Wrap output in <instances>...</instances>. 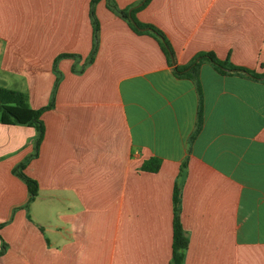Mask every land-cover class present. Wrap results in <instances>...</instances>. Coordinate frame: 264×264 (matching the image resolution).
<instances>
[{
	"label": "crops",
	"instance_id": "crops-1",
	"mask_svg": "<svg viewBox=\"0 0 264 264\" xmlns=\"http://www.w3.org/2000/svg\"><path fill=\"white\" fill-rule=\"evenodd\" d=\"M91 0H0V88L50 103L44 136L0 122V264H169L180 186L184 264H264V80L220 73L199 53L264 74V0H150L135 19L173 52L134 33L104 0L89 57ZM120 9L142 0H114ZM160 162L157 172L142 165Z\"/></svg>",
	"mask_w": 264,
	"mask_h": 264
},
{
	"label": "trees",
	"instance_id": "trees-1",
	"mask_svg": "<svg viewBox=\"0 0 264 264\" xmlns=\"http://www.w3.org/2000/svg\"><path fill=\"white\" fill-rule=\"evenodd\" d=\"M102 0H91L89 5V18L92 26V48L89 57L85 60L83 66L79 69L73 68L74 73H81L83 69L93 62L94 56L98 48V32L99 25L95 17L94 8L95 5ZM106 7L116 16L124 20L131 30L136 34H148L152 36L157 42L165 55L169 64L174 66L173 62V52L170 44L165 38L163 32L158 30L156 27L148 24H142L135 19V13L145 7L150 0H142L138 4L129 6L125 9H120L115 4L114 0H104ZM141 4V5H140ZM140 5V6H139ZM61 58H72L80 59L79 56L75 55H60L54 65L53 73L55 75L54 90L61 80V73L56 68V63ZM202 61L210 62L214 68L220 73H239L247 75L253 79L264 80V74H257L252 70L245 69L243 67L235 66L228 62L227 60H219L213 53H199L187 66H174L173 70L176 76L182 78L195 79L198 73L199 65ZM54 90L51 96L50 103L40 109H31L27 104V99L22 93L11 91L8 89L0 88V122L6 125H17L23 127H31L36 131V137L34 142V152L28 156L24 161L18 164L12 171V173L22 180L28 191V204L35 199L38 194V184L35 180L31 179L24 173V169L30 160L37 157L39 146L43 140L44 136V125L41 120V115L46 110L53 107V97ZM160 162L158 159H150L146 161L141 169L143 171L155 173L159 169ZM181 198H180V186L175 184L173 195H172V245H171V258L169 264H184L185 252L188 246V238L181 226L180 222V208ZM3 224H0L2 227ZM6 250V245L3 243L0 255H2Z\"/></svg>",
	"mask_w": 264,
	"mask_h": 264
},
{
	"label": "water",
	"instance_id": "water-1",
	"mask_svg": "<svg viewBox=\"0 0 264 264\" xmlns=\"http://www.w3.org/2000/svg\"><path fill=\"white\" fill-rule=\"evenodd\" d=\"M140 5H141V4H140ZM140 5H139V6H140Z\"/></svg>",
	"mask_w": 264,
	"mask_h": 264
}]
</instances>
